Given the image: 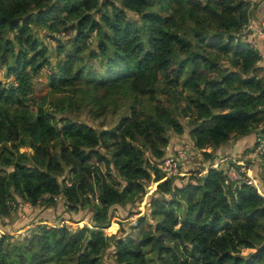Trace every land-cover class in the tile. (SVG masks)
Segmentation results:
<instances>
[{"label": "trees", "instance_id": "obj_1", "mask_svg": "<svg viewBox=\"0 0 264 264\" xmlns=\"http://www.w3.org/2000/svg\"><path fill=\"white\" fill-rule=\"evenodd\" d=\"M251 12L249 0H0V218L59 197L89 213L82 227L6 231L0 264H105L110 250L115 264H264V153L248 166L258 187L231 183L216 154L264 141V68L240 35ZM85 109L98 125L71 116ZM180 118L211 162L185 184L160 169L186 134Z\"/></svg>", "mask_w": 264, "mask_h": 264}, {"label": "rangeland", "instance_id": "obj_2", "mask_svg": "<svg viewBox=\"0 0 264 264\" xmlns=\"http://www.w3.org/2000/svg\"><path fill=\"white\" fill-rule=\"evenodd\" d=\"M41 35L42 34L40 31L38 33H36V37H40ZM53 45H54V43H53ZM0 74H1L0 78H3V72H1ZM46 74H44L41 78H38L35 80L36 96L39 99H41L42 97H45V96H47V98L49 97V88L47 86V79L45 77ZM119 101L123 105H129L131 103V101L129 99H125V98H119ZM47 106L51 108L50 103H48ZM123 110H124V106H123ZM123 110L119 111L115 116H113L112 114H109L107 116L106 126L108 128L113 127L117 124L119 117H120V114L122 113ZM71 116L74 119L78 118L79 120H82L86 123H90L93 125H98L100 122V121H93L89 116L88 110H86V109L81 110V111H77V112H73V114ZM180 119L186 125V134L183 135L182 137H176L175 135H173L171 133L172 138H173V142H172V145H171V148H170L168 154L173 153L177 147H181L185 143H188L191 146L190 140H189V135L187 132L188 119H182V118H180ZM252 139H253L252 135L251 136L249 135L246 137H242L239 140H242L241 143L245 142L247 146H249V145L251 146L252 145ZM251 149L252 148H250V150ZM22 151L31 153V151L29 149H23ZM206 152H211V149L206 150ZM253 156H254V153H249V155L245 154V156H243V155L232 156V155L228 154V157H223L224 162L221 164V166H222V168L227 170L228 166L233 164V162H237V163L242 162V163H245L247 166H250V168L251 167L253 168L254 164L257 162V159H258V158L253 157ZM210 163L211 162L206 160L200 151L195 150L191 146V150L188 153V157L184 162V173L185 174L177 180V183L178 184H185V183L191 181L192 178L195 176V173H192L193 170L201 169V170H203L202 175L206 174V169H208V167L211 165ZM156 188H157V184H151V186H149V188H148V194L141 200V203L135 207V209H134L135 213H133V216L131 218H128V219L123 221V224H124V227H125L127 233L131 232V227L134 226V223L138 220V218L140 216L147 214V208H146L147 201L153 195V193L156 191ZM58 200H59L58 201L59 204H58V206L54 207L55 209H53L52 206L47 208V210L44 209L41 211L40 214L37 215V217H40V215H43V219H48V216H50L52 219H48V221L54 220V219L56 221H67V224L69 226H76V227L77 226L82 227L83 225L88 223L87 222V221H89V219L87 220V218H89L88 217L89 216L88 211H85V212L81 211V212L76 213V214L75 213L70 214L67 211V208L64 206L63 200L60 201V198ZM18 210H20V209H18ZM50 214H54V217ZM46 215H48V216H46ZM25 218H26V215L22 217V215H19V212H17V210L13 211L12 215L10 216V218L7 221L10 228H8L7 230H3V232L6 233V231H8V232L14 233V234H17V233L25 234L26 232L30 233L36 227H34V228L31 227L32 229L31 228L26 229L27 228L26 226L27 225L30 226L31 223L36 218L34 220L30 219L31 221L28 219L25 220ZM2 220H4V219H2ZM70 220H73L74 222L72 223ZM117 222H118V220H115L113 222V224L111 225V227L116 228V231L114 233H110V232H108V230H105L107 235L111 236V235L117 233V231H118V227L116 225ZM250 252L251 251H245L243 254L246 255ZM109 253H107V255L104 257V263L105 264H115V263H113L111 255H109ZM150 264H153V263L150 261Z\"/></svg>", "mask_w": 264, "mask_h": 264}, {"label": "built area", "instance_id": "obj_3", "mask_svg": "<svg viewBox=\"0 0 264 264\" xmlns=\"http://www.w3.org/2000/svg\"><path fill=\"white\" fill-rule=\"evenodd\" d=\"M249 2L251 4V9L254 10L257 4V0H249ZM240 35H241V40L243 42L250 45L252 48L257 49V39H264V19L261 20V22L258 25H253L251 21L249 20V23L246 26V29L242 31ZM257 142H259L260 145L253 152L254 153L253 157H256V158H258L260 155L264 153V141L258 138ZM190 150H191L190 145L185 143L181 147H178L173 153L169 154L162 161V163L160 164V169L166 173L168 178H174L177 180L185 174L184 173V162L187 159L188 153ZM233 164H236V166L229 165L227 170L224 169L227 179L231 183H239V182L247 180L249 184H252L258 187V183L256 182V180H254L253 177H251L250 169L245 163L233 162ZM217 166L218 164L214 165V167H217ZM59 198L61 199V197ZM12 206L14 210L18 208H22L24 206L32 207L31 204L23 203V202H19L18 204L12 203ZM116 216L119 217V214L117 213ZM135 225H137V221L134 223V226ZM2 235L4 234L0 232V237Z\"/></svg>", "mask_w": 264, "mask_h": 264}, {"label": "crops", "instance_id": "obj_4", "mask_svg": "<svg viewBox=\"0 0 264 264\" xmlns=\"http://www.w3.org/2000/svg\"><path fill=\"white\" fill-rule=\"evenodd\" d=\"M263 19H264V0H257L256 7L251 12L250 21H251V23L253 25H258L261 22V20H263ZM257 50H258V52L261 55V61L259 62V66L264 68V39H257ZM263 74H264V70H263ZM252 138H253L252 139V145L254 146L255 142H256V135L252 134ZM238 140L239 139L231 141L229 144L225 145L220 150H218L216 152L217 157L218 158L228 157V154L232 155V156L244 155L247 150H249L250 148H253L252 145L251 146L250 145L247 146L245 142L241 143L242 140H239V141ZM186 144H188V143H186ZM170 148H171V146H170ZM170 148L168 149V152H169ZM250 175H251V177L254 178L252 170L250 171ZM177 180L175 181L176 183H177ZM18 209H20V210H18ZM18 209H17V212H19V215H22V217L26 215L25 220L26 219L34 220L37 217V215L40 214L41 211L44 210L45 208L43 206H37V207H25L24 206V207L18 208ZM53 209H55V208L53 207ZM45 210H47V209H45ZM50 215H52L54 217V214H50ZM46 216H48V215H46ZM42 218H43V215H40L39 219H42ZM48 218H51V217L48 216ZM8 219L9 218H6V219L2 220L0 218V228H1L0 232H3V230H7L8 228H10L9 224L7 222ZM43 220H44V222H39V221L32 222L30 226L29 225L26 226L27 227L26 229H29L31 227L34 228V227L38 226L39 224H42V225H53V223H55L54 220H53V222L52 221H48V219H43ZM3 233H5V232H3ZM17 234H19V233H17ZM112 253H113V250H110L109 255L112 256ZM112 261H113V258H112ZM113 263H114V261H113Z\"/></svg>", "mask_w": 264, "mask_h": 264}]
</instances>
